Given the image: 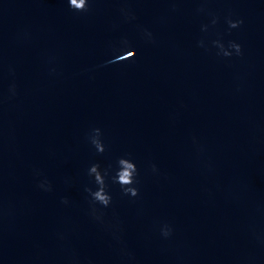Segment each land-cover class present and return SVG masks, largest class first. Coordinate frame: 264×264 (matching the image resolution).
Segmentation results:
<instances>
[{"label":"water","instance_id":"obj_1","mask_svg":"<svg viewBox=\"0 0 264 264\" xmlns=\"http://www.w3.org/2000/svg\"><path fill=\"white\" fill-rule=\"evenodd\" d=\"M0 264H264V0H0Z\"/></svg>","mask_w":264,"mask_h":264},{"label":"clouds","instance_id":"obj_2","mask_svg":"<svg viewBox=\"0 0 264 264\" xmlns=\"http://www.w3.org/2000/svg\"><path fill=\"white\" fill-rule=\"evenodd\" d=\"M69 5L71 9L77 12H87L89 11V0H69ZM218 22V18L213 19L212 23L216 24ZM227 24L230 29L238 28L240 25L243 24V20H232L231 18L227 19ZM205 26V30H206ZM150 35V34H149ZM125 47H130V44L128 41L122 42ZM202 43V42H201ZM214 44L216 47L219 48L220 52L219 55H223L225 57H231L233 55V51L236 55H242V45L239 43H236L235 41L229 42L228 47H225V45L217 40L214 41ZM231 49V50H230ZM135 51H127L126 56L120 57V59H128V58H134L136 56ZM11 91H15V85L12 86ZM102 130L100 128H94L92 130V133L90 135V142L95 147L97 152L99 154H103L106 151V145L103 142L102 139ZM153 171H157L156 166L153 165ZM90 177L94 178V182L97 185L96 190H93L92 188H86L85 191L89 193L91 200L90 205L93 210V215L96 220L103 222V214H97L98 210L96 209V205L99 204L104 208H107L112 203V196L108 191V183L107 178L110 175V169H104L101 170V165L99 163L93 164L88 172ZM139 175V169L136 165V163L129 159L121 157L117 161V170L114 176L111 177L113 183H117L120 185L124 195L131 196V197H137L139 195V188L135 185L138 184V177ZM41 188H43L46 191H51V185L50 182H42L39 185ZM63 203L67 204L69 201L67 198L63 199ZM161 234L167 238L171 236L172 229L165 225L161 229Z\"/></svg>","mask_w":264,"mask_h":264}]
</instances>
